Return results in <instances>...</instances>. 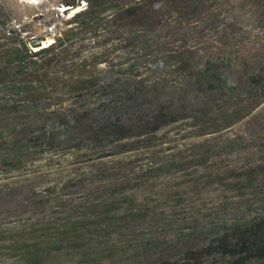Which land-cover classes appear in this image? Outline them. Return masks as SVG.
Wrapping results in <instances>:
<instances>
[{"label":"trees","instance_id":"obj_1","mask_svg":"<svg viewBox=\"0 0 264 264\" xmlns=\"http://www.w3.org/2000/svg\"><path fill=\"white\" fill-rule=\"evenodd\" d=\"M62 3L84 13L42 47L0 1V216L36 217L15 247L63 246L83 264L263 263L264 0ZM112 43L124 49L103 54ZM91 44L97 70L41 127L23 115L32 73ZM213 192L240 196L234 219L183 225ZM166 216L170 233L144 238ZM138 231L129 249L115 241Z\"/></svg>","mask_w":264,"mask_h":264},{"label":"rangeland","instance_id":"obj_2","mask_svg":"<svg viewBox=\"0 0 264 264\" xmlns=\"http://www.w3.org/2000/svg\"><path fill=\"white\" fill-rule=\"evenodd\" d=\"M2 4L8 6L16 15V19L21 25L26 26L29 36L33 38H44L42 47L49 46L54 42V39L59 36V33L67 28L69 21L84 13L85 3L81 6L72 8L63 12L61 11L66 5L63 0H35L34 3H29L28 0H0ZM124 45L109 44L103 49V54L112 55L115 51H121ZM102 48L98 45L91 44L83 51V56L80 59L74 57L66 60L53 58L46 61L42 66L34 71L31 75V82L26 85V91L30 96V101L25 104V112L31 120H34L40 127L41 115L46 109H49L58 103L56 96L60 93L73 78L78 77V72L86 69L87 71L97 70V67L87 59H92L93 56L100 55ZM87 61V62H84ZM92 61V60H90ZM87 64V66L85 65ZM101 67V66H99ZM67 104V103H66ZM76 160H69L67 163L62 162L61 165H73ZM59 163V162H56ZM56 167L61 165L56 164ZM46 170L45 163L40 164V167L29 168L33 170ZM60 176L52 175L46 178V182H59ZM238 194L232 192L228 195L219 192H213L204 201H198L200 213H197L198 221L192 217H184L183 225H191L198 223L203 226L221 223L223 220L234 219V207L240 198ZM80 199L78 198V201ZM47 213L53 214L61 211L57 204H53L47 208ZM188 219V220H187ZM36 217L34 214L0 216V264H83L80 262V254L75 251H70L66 247L50 248L43 250H33L31 244L20 242L19 246L15 247L13 242V233H17L30 222H34ZM191 222V223H190ZM177 223L176 220L166 216L161 219L158 224L156 233L146 232L144 238L149 236L160 235L161 232L168 234L170 229L163 227V224L169 226ZM181 223V222H180ZM190 223V224H189ZM178 224V223H177ZM165 228V230H163ZM163 230V231H162ZM160 232V233H159ZM142 232L125 233L124 237L115 240L122 247L128 248L129 245H136L137 240ZM23 243V244H22ZM131 248V247H130ZM129 249V248H128ZM257 264V263H253ZM258 264H264L258 263Z\"/></svg>","mask_w":264,"mask_h":264},{"label":"water","instance_id":"obj_3","mask_svg":"<svg viewBox=\"0 0 264 264\" xmlns=\"http://www.w3.org/2000/svg\"><path fill=\"white\" fill-rule=\"evenodd\" d=\"M64 8H66V9L63 12H66V11L70 10V8L68 6H66Z\"/></svg>","mask_w":264,"mask_h":264},{"label":"clouds","instance_id":"obj_4","mask_svg":"<svg viewBox=\"0 0 264 264\" xmlns=\"http://www.w3.org/2000/svg\"><path fill=\"white\" fill-rule=\"evenodd\" d=\"M28 2H29V3H34V2H35V0H28Z\"/></svg>","mask_w":264,"mask_h":264},{"label":"bare ground","instance_id":"obj_5","mask_svg":"<svg viewBox=\"0 0 264 264\" xmlns=\"http://www.w3.org/2000/svg\"><path fill=\"white\" fill-rule=\"evenodd\" d=\"M66 8H63L61 11H64Z\"/></svg>","mask_w":264,"mask_h":264}]
</instances>
